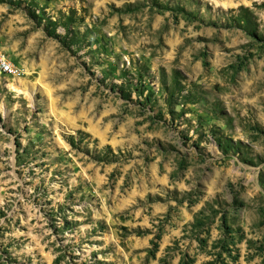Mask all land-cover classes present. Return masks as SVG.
<instances>
[{
    "label": "rangeland",
    "instance_id": "1",
    "mask_svg": "<svg viewBox=\"0 0 264 264\" xmlns=\"http://www.w3.org/2000/svg\"><path fill=\"white\" fill-rule=\"evenodd\" d=\"M0 51V264H264V0H10Z\"/></svg>",
    "mask_w": 264,
    "mask_h": 264
},
{
    "label": "built area",
    "instance_id": "2",
    "mask_svg": "<svg viewBox=\"0 0 264 264\" xmlns=\"http://www.w3.org/2000/svg\"><path fill=\"white\" fill-rule=\"evenodd\" d=\"M0 62H3V70H8L10 74H17L12 62L0 51Z\"/></svg>",
    "mask_w": 264,
    "mask_h": 264
},
{
    "label": "trees",
    "instance_id": "3",
    "mask_svg": "<svg viewBox=\"0 0 264 264\" xmlns=\"http://www.w3.org/2000/svg\"><path fill=\"white\" fill-rule=\"evenodd\" d=\"M8 1V2H7ZM46 1H48V0H46ZM0 2H4V3H10V0H0ZM240 18H242V17H240ZM68 24V23H67ZM64 25V29H65V31L67 32L68 31V25H66V23L65 24H63ZM66 39V36L65 37H63L62 38V41H64ZM70 42L72 41V40H69ZM65 43V42H64ZM66 44V43H65Z\"/></svg>",
    "mask_w": 264,
    "mask_h": 264
},
{
    "label": "bare ground",
    "instance_id": "4",
    "mask_svg": "<svg viewBox=\"0 0 264 264\" xmlns=\"http://www.w3.org/2000/svg\"><path fill=\"white\" fill-rule=\"evenodd\" d=\"M0 73L4 75L10 74L8 70H3V62H0Z\"/></svg>",
    "mask_w": 264,
    "mask_h": 264
}]
</instances>
